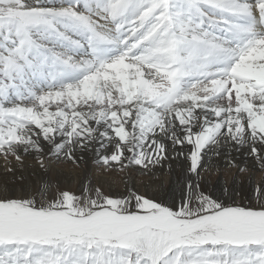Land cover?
Listing matches in <instances>:
<instances>
[{
    "label": "snow or ice",
    "instance_id": "obj_1",
    "mask_svg": "<svg viewBox=\"0 0 264 264\" xmlns=\"http://www.w3.org/2000/svg\"><path fill=\"white\" fill-rule=\"evenodd\" d=\"M226 149L264 171V0H0L6 164L182 173L171 203L127 181L0 190V264H264V183L256 206L202 183Z\"/></svg>",
    "mask_w": 264,
    "mask_h": 264
},
{
    "label": "bare ground",
    "instance_id": "obj_2",
    "mask_svg": "<svg viewBox=\"0 0 264 264\" xmlns=\"http://www.w3.org/2000/svg\"><path fill=\"white\" fill-rule=\"evenodd\" d=\"M225 153L221 156L205 157L206 170L201 174L205 191L213 195L228 193L234 200L236 196L254 199L252 190L264 183V171L244 150L226 149ZM24 164V167L16 166L14 158H10V164H6L4 158L0 156V181L6 180L8 190L17 195L22 190L31 191L36 187H42V182L78 193L83 183L91 181L93 186L103 185L106 191L111 189L113 192H123L124 182L127 181L130 186H135L140 191L165 192L171 203L174 196L171 193H178L182 180L180 161L173 162L171 168L165 163L162 168L155 169L154 174H142L139 171L106 172L96 167L91 154L80 160L78 165L71 162H53L46 173L32 158L26 159ZM9 167H14V171H9ZM241 168L246 170L240 171ZM15 185H19L20 189H16Z\"/></svg>",
    "mask_w": 264,
    "mask_h": 264
},
{
    "label": "rangeland",
    "instance_id": "obj_3",
    "mask_svg": "<svg viewBox=\"0 0 264 264\" xmlns=\"http://www.w3.org/2000/svg\"><path fill=\"white\" fill-rule=\"evenodd\" d=\"M6 181V180H5ZM5 181L4 180H2V181H0V190H3V189H7L8 190V188H7V186H6V183H5ZM3 183V184H2ZM4 185V186H3ZM18 186V187H17ZM51 187H52V191L54 192L55 191V189L58 187V185H54V184H52L51 185ZM15 188L16 189H20V186L19 185H15ZM58 188H60V187H58ZM74 193H77V192H74ZM150 194H155L156 196H158L161 200H164V201H166V202H168V203H170V199L168 198L169 196L165 193V192H159L158 190H153V192L152 193H150ZM172 195H176V196H178V193L177 192H172L171 193ZM214 196H218V197H220L221 199H225V200H227L228 202H232V200H234V198L230 195V194H226V193H224V195L223 194H215ZM40 197L38 196L37 197V199H39ZM45 199H47V194L45 195ZM238 199H240V200H238ZM235 201L237 202V203H243L245 206H256V200H255V198L253 199H248V198H241V197H239V196H236L235 197Z\"/></svg>",
    "mask_w": 264,
    "mask_h": 264
}]
</instances>
